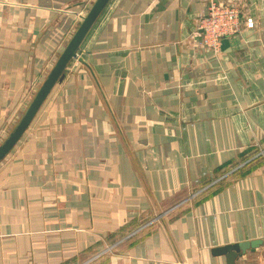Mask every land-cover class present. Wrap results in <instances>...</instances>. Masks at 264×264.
<instances>
[{"label": "crops", "instance_id": "0c3cea01", "mask_svg": "<svg viewBox=\"0 0 264 264\" xmlns=\"http://www.w3.org/2000/svg\"><path fill=\"white\" fill-rule=\"evenodd\" d=\"M94 1L0 0V144ZM211 2L254 20L216 51ZM76 54L0 161V264H264V0H109Z\"/></svg>", "mask_w": 264, "mask_h": 264}, {"label": "water", "instance_id": "95a60500", "mask_svg": "<svg viewBox=\"0 0 264 264\" xmlns=\"http://www.w3.org/2000/svg\"><path fill=\"white\" fill-rule=\"evenodd\" d=\"M109 0H95L91 8L82 19L74 34L66 44L65 48L58 56L53 67L35 93L25 112L20 117L17 124L0 144V161L11 151L26 131L34 116L48 97L50 91L60 78L61 74L72 59L77 58V50ZM261 241L253 240L249 242H240L237 244L226 245L212 250L215 256H224L226 264H236L238 258L243 256L246 251H254Z\"/></svg>", "mask_w": 264, "mask_h": 264}, {"label": "built area", "instance_id": "2783aa9c", "mask_svg": "<svg viewBox=\"0 0 264 264\" xmlns=\"http://www.w3.org/2000/svg\"><path fill=\"white\" fill-rule=\"evenodd\" d=\"M253 26L254 20L244 16L238 6L211 2L197 22L194 37L200 38V44L207 49L216 51L221 38L238 34L243 27Z\"/></svg>", "mask_w": 264, "mask_h": 264}]
</instances>
